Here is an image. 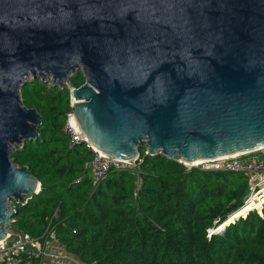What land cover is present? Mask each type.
Listing matches in <instances>:
<instances>
[{"label":"water","instance_id":"1","mask_svg":"<svg viewBox=\"0 0 264 264\" xmlns=\"http://www.w3.org/2000/svg\"><path fill=\"white\" fill-rule=\"evenodd\" d=\"M79 71L74 114L112 157L145 147L190 163L264 147V0H0V240L22 232L11 200L41 189L11 157L42 123L22 87Z\"/></svg>","mask_w":264,"mask_h":264},{"label":"trees","instance_id":"2","mask_svg":"<svg viewBox=\"0 0 264 264\" xmlns=\"http://www.w3.org/2000/svg\"><path fill=\"white\" fill-rule=\"evenodd\" d=\"M84 82L79 71L70 86ZM70 86L36 79L22 87L24 104L42 123L38 137L11 157L41 189L26 203L13 200V228L40 238L52 224L83 264H264V209L244 210L250 183L243 173L187 169L140 147L135 167H114L95 184L93 152L85 142L71 147L64 128ZM20 264L51 263L30 257Z\"/></svg>","mask_w":264,"mask_h":264},{"label":"built area","instance_id":"3","mask_svg":"<svg viewBox=\"0 0 264 264\" xmlns=\"http://www.w3.org/2000/svg\"><path fill=\"white\" fill-rule=\"evenodd\" d=\"M75 102L76 100H74V97L71 95V108L66 112L67 120L64 128L71 137V147H74L79 142H85L88 148L93 152L94 158L90 166L92 168L94 183L97 184L100 180L105 178L108 172L114 167H135L137 162L141 160L140 155L132 163L126 162L128 160L112 157L95 147L84 134L81 136L75 131L72 125V118L75 116ZM182 163L187 169L198 167L204 171H232L245 174L249 179V190H251V193L249 197L245 199L244 205L257 199L262 201L261 211L264 209V147L253 151L220 156L210 160L193 161L190 163L182 161ZM12 207L14 208V204ZM254 209L260 211L257 207L251 210ZM223 229L224 226L222 225L215 229H209V235L214 232H220ZM55 241H58V238L52 224H49L46 232L40 238H36L24 231L19 234H8L5 239L0 240V264H20L26 258H43L49 256L50 253L48 250Z\"/></svg>","mask_w":264,"mask_h":264},{"label":"crops","instance_id":"4","mask_svg":"<svg viewBox=\"0 0 264 264\" xmlns=\"http://www.w3.org/2000/svg\"><path fill=\"white\" fill-rule=\"evenodd\" d=\"M258 204H260V202ZM247 209H248V206H247ZM48 252L50 253L49 256L43 257L45 262H49L51 264H69V262H64L66 258H63V257L70 255V253L66 251L65 246L59 240L53 242ZM69 258L71 257L69 256Z\"/></svg>","mask_w":264,"mask_h":264},{"label":"rangeland","instance_id":"5","mask_svg":"<svg viewBox=\"0 0 264 264\" xmlns=\"http://www.w3.org/2000/svg\"><path fill=\"white\" fill-rule=\"evenodd\" d=\"M36 79H42V81H44V82H48V83H52L47 77H45V78H35L34 76H29V78H28V81L29 82H33L34 80H36ZM53 84V83H52ZM66 84L68 85V86H70L71 85V81H66ZM71 87H73V86H70V88ZM22 91V90H21ZM22 94V93H21ZM23 100V99H22ZM15 151V150H14ZM250 193H251V190H249V192H248V194H247V197H246V199L249 197V195H250ZM13 200L14 199H12L11 201H12V203H13ZM260 201V200H259ZM245 203V202H244ZM259 203V202H258ZM250 205L251 204V202H248L246 205ZM246 205H244V209H245V206ZM251 206V205H250ZM256 207L260 210V212H262L261 211V203L258 205H256ZM250 208L251 207H249V209H248V212L249 211H251L250 210ZM245 211H247V210H245ZM247 212V213H248ZM238 213H239V211H237V212H235V214H234V219L236 218V217H238L239 215H238ZM233 215V214H232ZM243 216H246V215H243ZM233 219V220H234ZM228 220V219H227ZM226 220V221H227ZM226 221L224 222V224L226 223ZM227 225V224H226ZM69 256L71 257V258H69ZM63 258H66V260H64V262H69V264H83L76 256H74V255H67L66 257H63Z\"/></svg>","mask_w":264,"mask_h":264},{"label":"bare ground","instance_id":"6","mask_svg":"<svg viewBox=\"0 0 264 264\" xmlns=\"http://www.w3.org/2000/svg\"><path fill=\"white\" fill-rule=\"evenodd\" d=\"M72 125H73L75 131H76L79 135L83 136V132H82V130H81L80 125L78 124V121H77L76 116H74V117L72 118ZM126 162L132 163L133 161H132V160H131V161L128 160V161H126ZM258 202L262 203V201H259V200H257V199L251 201V206H250L251 208H250V210H251L252 208L256 207V205L258 204ZM258 205H259V204H258ZM247 206H248V205L245 206V209H244V210H247V211H248Z\"/></svg>","mask_w":264,"mask_h":264}]
</instances>
